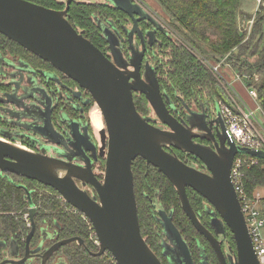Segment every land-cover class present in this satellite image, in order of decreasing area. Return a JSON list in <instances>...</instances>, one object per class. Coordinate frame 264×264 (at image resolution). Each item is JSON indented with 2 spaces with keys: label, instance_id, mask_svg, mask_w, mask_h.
<instances>
[{
  "label": "water",
  "instance_id": "95a60500",
  "mask_svg": "<svg viewBox=\"0 0 264 264\" xmlns=\"http://www.w3.org/2000/svg\"><path fill=\"white\" fill-rule=\"evenodd\" d=\"M72 1L67 0L66 9L59 11L28 0H0V34L51 64L91 95L102 112L106 126L100 131L99 155L93 148L86 151L79 148V140L74 137L75 123L63 118L60 129L51 123L49 108L43 105L50 100L47 90L39 87V83L37 85L31 79L33 71L24 67L12 74L14 91L7 94V97L15 108L10 109L9 114L13 116L19 109H25L27 99L35 97L34 93L31 94L32 88L37 87L36 92L42 94L45 100H39L41 107L35 108L44 113L45 119L34 117L41 123L34 129L41 136L36 142L58 154L56 157L34 153L0 139V172L37 181L58 192L65 202L83 214L93 226L100 244L96 256L110 253L117 264H163L143 237L139 221L133 163L139 157L143 158L148 165L164 174L176 188L184 212L199 234L209 242L220 264H260L231 180V170L237 155L264 159V151L236 146L229 140L227 129L220 128L215 119H210L205 112L196 113L187 106L189 127H186L183 121L172 114L171 109H175V104L162 92L155 67L146 63L143 75V58L134 55L133 50L135 57L129 63L133 67L131 71L127 65L122 64L119 50L112 46L105 35L115 59L110 60L70 23L68 13ZM106 1L132 20L133 28L128 32L130 44L133 43L135 33L145 37V33L139 29V23L144 20L153 26L147 33L150 40L157 33L171 35L154 15L134 0ZM20 90L23 96H18ZM135 93L146 97L156 120L167 130L152 125L150 117L138 112ZM222 102L236 113L228 99L223 98ZM221 108L218 103L217 109L221 111ZM196 139L212 141L214 150L195 143ZM43 140L50 146L42 145ZM67 143L76 153L87 157L84 160L85 166L64 156L66 153L63 149L68 150L69 147ZM168 147L193 155L209 173L181 161L167 151ZM98 157L105 159L103 181L93 171V160ZM88 187L94 190L93 194L88 191ZM188 188L200 194L213 208L212 225L216 235L201 223L193 210ZM30 205L33 206L32 203ZM161 216L164 218V233L183 252L187 264H192L187 244L174 226L171 216H167L164 211ZM33 218L34 214L31 215L32 221ZM225 227L232 232L236 244L235 250L229 247V253L223 249L224 240L217 237H225ZM34 231L35 227L28 243ZM73 242L83 243L80 238L59 242L45 253L43 264L57 249ZM163 247L167 255L166 244ZM28 258L29 251L18 264L25 263ZM9 263L14 262L7 260L2 264Z\"/></svg>",
  "mask_w": 264,
  "mask_h": 264
},
{
  "label": "trees",
  "instance_id": "16d2710c",
  "mask_svg": "<svg viewBox=\"0 0 264 264\" xmlns=\"http://www.w3.org/2000/svg\"><path fill=\"white\" fill-rule=\"evenodd\" d=\"M28 1L54 10H64L66 7L63 0ZM157 1L169 17L166 23L174 34H159L160 45L153 61L160 87L171 96L172 101L178 106L187 104L189 107H199L205 100H221L224 92L205 63L220 62L227 58L235 70L248 71L249 76L245 78L244 84L249 91H257V102L264 112V0L256 12L248 39L247 32L240 27V18L245 16L252 19L254 15L243 11L241 0ZM127 17L126 13L115 7L82 0L74 1L68 14L70 23L100 49L107 47L108 43L97 21L110 19L119 22ZM0 51L21 56L35 70H53L61 74L51 64L1 34ZM249 58H256V62L250 63ZM238 63L244 64L241 66ZM255 74L260 77V81L255 79ZM62 76L66 83H74ZM0 89L8 90L9 87L0 86ZM93 104L94 100L91 99L87 110ZM135 104L143 116L151 115V106L144 95H136ZM190 157L203 166L200 160ZM102 166L105 168L104 160ZM133 173L142 235L155 254L161 256L163 253V227L156 219L158 208H162L173 215L172 222L188 244L192 255L194 251L198 252L197 246H201L207 251L209 264H220L210 244L184 212L177 190L170 180L140 157L133 163ZM245 174V188L250 195L264 188V159H258V164ZM20 178L0 172V239L16 237L21 240L27 232L24 214L27 213L28 203L24 200L22 187L18 186ZM38 186L40 191L34 196L39 207L36 218L38 227L46 222H57L61 239L79 237L85 241V247L73 243L64 248L69 264H117L111 254L93 257L92 253L98 252L99 247L91 239L92 226L81 213L65 203L54 189ZM187 193L193 210L204 223V219L209 218L206 208L210 204L190 188ZM224 238L228 246L235 250L234 236L228 227H225Z\"/></svg>",
  "mask_w": 264,
  "mask_h": 264
},
{
  "label": "flooded vegetation",
  "instance_id": "af4514ba",
  "mask_svg": "<svg viewBox=\"0 0 264 264\" xmlns=\"http://www.w3.org/2000/svg\"><path fill=\"white\" fill-rule=\"evenodd\" d=\"M63 1L66 5L67 0H63ZM74 1H80V0H73L72 3ZM82 1L94 2L100 5L114 7L106 0H104L105 2H97L95 0H82ZM72 3L70 5V9H71ZM144 10L148 11L147 8H144ZM97 22L99 23V26L103 32V36L105 37L106 35L111 41L112 46L115 47V49L119 50L122 56L121 58L122 64L127 65V67L131 71H133V67L129 63L131 62V59L135 57L133 56V50L135 53L134 55H136L137 57L142 56L143 58V62H142V65H143L142 74L143 75H144V69H145L146 63H149L151 66L155 67V63L153 60L156 58V54L158 51L157 49L160 45L159 44V34L160 33H157L155 38L150 40V37L147 35V33L150 32L153 28L150 22L144 20L139 23V29L141 32L145 33V37H142L141 35L135 33L132 44H130L128 32L132 30L133 22L129 17H127L124 21L119 20V22L113 21L110 19L106 21L98 20ZM107 43H108L107 47H104L101 49L99 48V49L110 60L115 61L111 46L108 41ZM24 67L31 69L33 71L30 75L31 79L35 80L37 85L39 83L38 85L39 87L45 88L47 90V94L50 97V100L47 103L44 102L45 104L43 103V105H47L45 107L49 108L48 110L50 112L49 116H50L51 123L57 129L61 128L60 125H61L63 118L67 119L65 121H71L75 123L74 137L75 139L79 140V143H78L79 148L82 151H86L87 149L93 148L95 150V153L99 155V148L101 145L96 136V133H95L96 130L94 129V127L98 128L97 129L98 133H100L101 128L102 127L104 128V124L101 125V123H104V122H102L103 121L102 115L98 123L94 124V122L92 121L90 111H92L94 107L98 108V106H96L97 104L95 105V102H94L92 107L87 110L88 105L91 103V99H92L91 95L84 89H81L74 81H73L74 83L72 82L66 83V81L63 79L62 73L58 74L56 71H53V70L52 71L51 70L50 71L35 70L21 56L13 55L10 52L5 53L2 51H0V86H6V87L8 86L9 89L8 90L0 89V136L2 137L0 139L9 141L15 145H17V142H19L25 147H22L20 145H17V146H20L25 149L28 148L27 150L34 152V153H44L49 156L57 157V154H58L57 152H55L54 150L48 147L43 148L41 147L39 143L36 142V140L41 139V136L39 135V133L35 132L34 129L41 123H38V121H36L34 117H36V119L38 120L45 119L44 113H42V111L36 110L35 108L37 106L41 107V104H40L41 102L39 100H45L42 94L36 92L37 87H35V89L32 88L33 91H31V94L34 93L33 96L35 97H33L34 99H27L26 101L27 105H25V109L23 110L19 109V111H17V114L13 116L9 114V110L12 108H15L13 104H11L10 99L7 97V94H12L14 91V85L12 84V81H13L12 74L18 72L16 71L17 69H20V68L22 69ZM25 76L28 78L27 74H25ZM162 92L167 94L169 96V99L172 101L171 96L167 92L163 90ZM22 94L23 93L20 90L18 96H23ZM136 95L138 96L141 94L135 93L134 101H135ZM224 95H223V98H227L225 93ZM223 98L221 96V100L202 101L199 107H194V106L189 107L187 104H183V106H178L177 103L172 101L175 104V109H171V112L175 117L183 121L186 127H189V122L187 121L188 120L187 118L188 115H187V110H186V106H187L196 113L200 114L202 112H205L207 115H209L210 119L211 118L212 120L215 119L218 122V125L220 126V128L223 127L224 129L226 128V123L223 119V115L221 116V119L219 118L218 109H217L218 103L221 104V102L223 101ZM12 114H15V113H12ZM221 114H222V111H221ZM148 117L151 118L152 125L162 130H167V128L164 125H162L156 120V117H154V115L152 116V113ZM195 132H197V130H195ZM195 143L208 146L214 150V144L210 140L208 141L207 139H203V140L196 139ZM41 144L45 146L48 145V143L44 140L43 142H41ZM67 144L69 147H68V150L63 149L64 152L66 153L64 156L67 155L68 157L72 158L74 163L85 166L84 160H86L87 157L82 156L81 155L82 153H76V150L73 149L72 146L69 145V143ZM178 150L179 149H176L174 147L167 148V151L169 153L178 157L181 161L187 163L189 166L201 172L209 173L208 169L204 166V164L203 166H200L196 163V160L190 157V156L194 157L193 155L186 154L185 152L181 150H179L180 153H178ZM89 154L90 153H88V155ZM103 160L105 161V159L102 157H98V159L93 160V171L100 181H103L104 177L101 175L98 176V174L96 173V170H97V166L101 168V166L103 165ZM10 181L13 182V180H10ZM19 181H20L19 182L20 184L18 186L22 187V190L24 191V200L27 201L28 203L27 213L24 214V220L27 225V232L25 233L24 237L21 240L17 239L16 237H12L9 240L0 239V264H2L4 261H7V260L14 262V263H9V264H18L27 256V251H29V258L25 263H22V264H43V258L45 256V253L48 250H50L53 246H55L59 242L72 239V238H79V237L61 239L59 225L57 222H53V223L46 222L43 225H40L38 227L36 218L38 217V214H39V207L36 205L34 196L40 191V187L38 186V184L39 185H43V184L37 181L30 180L25 177H21ZM78 184L81 186L80 182H78ZM87 189L88 191L93 190L91 187H88ZM31 203L33 204V206L30 205ZM34 209L36 210V212L32 213L31 210H34ZM163 211L167 214V216H171L173 220V215L171 213H167L162 208H158L156 219L158 222L161 223L162 227H163L164 218L161 216V212ZM206 211L210 219L209 218L204 219L205 224L201 220L200 221L207 229H209L214 235H216V231L212 225V219L214 218L212 214L213 208L211 206H208L206 208ZM32 214H34L33 221L31 219ZM83 218L88 224H90V222L88 221V219L85 218L84 215H83ZM34 227H35L34 234L30 242L28 243L29 237ZM92 229H93V234H91V239L93 240L94 244L99 247V251H100V246H99L100 244L98 242L93 226H92ZM164 231L165 230L163 227V234L161 235V244H162V247L164 244H166L167 255H165L164 247H163V253H161V256H158L159 259L162 261L163 264H187V259L185 255L183 254V252L180 251L177 245L173 243L166 236ZM217 237L219 240H221L220 235ZM81 240L83 241L82 244H80L79 242H73V243H76L79 246L85 247V241L83 239ZM225 241L226 240H224V244H225ZM73 243H70V244H73ZM224 244H223V249H224ZM68 245L62 246L61 248L57 249L49 257L46 264H69L66 253L64 251V248H66ZM187 247L190 253L192 264H209L210 261L207 256V251L205 249H202L201 246H197L198 252L196 253V251L193 250L195 252L193 256L188 244H187ZM98 252H93L92 256L93 257H103L107 254H110V253H106L102 256H96Z\"/></svg>",
  "mask_w": 264,
  "mask_h": 264
},
{
  "label": "built area",
  "instance_id": "2783aa9c",
  "mask_svg": "<svg viewBox=\"0 0 264 264\" xmlns=\"http://www.w3.org/2000/svg\"><path fill=\"white\" fill-rule=\"evenodd\" d=\"M135 2L141 5L139 0H135ZM257 2L258 4H261L263 0H257ZM253 22L254 20H249L248 23H243L242 30L249 34L252 30ZM207 67L220 81L225 80L220 73V67L212 65L211 63H209ZM255 79L259 81L258 77ZM222 90L224 91V89ZM224 93L231 104H233V101L226 90ZM249 94L255 101H257V91L250 90ZM222 103L223 102H221V111L223 119L226 123L229 140L240 148L264 151V112L262 109L260 107L256 110L248 108L243 109L240 105L233 104L236 110L235 113ZM257 164L258 159L246 155H237L234 159L231 170V180L240 200L242 211L253 240L258 260L260 264H264V198L257 191L250 195L245 188V172ZM98 168L99 166H97V170ZM101 176H105V171L101 172Z\"/></svg>",
  "mask_w": 264,
  "mask_h": 264
},
{
  "label": "rangeland",
  "instance_id": "374dc122",
  "mask_svg": "<svg viewBox=\"0 0 264 264\" xmlns=\"http://www.w3.org/2000/svg\"><path fill=\"white\" fill-rule=\"evenodd\" d=\"M95 1H97V2H105L104 0H95ZM139 3L144 7V8H147V10L152 14V15H154L155 16V18H156V20H158V22H160L169 32H170V34H171V36H173L172 34H174L173 33V31L169 28V26L167 25V23H166V21L168 22V20H169V17L166 15V13L163 11V9L160 7V5H159V3H158V1L157 0H139ZM263 4V2L261 3V4H258V2H257V0H241V6H242V9H243V11L244 12H246V13H249V15H254L253 17H252V19H250V18H248V17H245V16H243V17H241L240 18V22H241V24H240V27H241V29H243L242 28V24L243 23H248V21L249 20H255V15H256V12L258 11V9L260 8V6ZM253 26H254V22H253ZM253 28V27H252ZM251 32H252V30H251ZM251 32L248 34V36H247V39H248V37L250 36V34H251ZM176 38V37H175ZM249 60V62L250 63H254V62H256V58H249L248 59ZM247 60V61H248ZM212 63V65H216V66H218V67H220V73H221V75L225 78V80L224 81H220L218 78H217V76L213 73V72H211L212 74H213V76L217 79V82H218V85L220 86L219 88H221V89H224V91L226 90L227 91V93L230 95V97H231V99H232V101H233V104L235 105V104H238V105H240L243 109H245L246 107H245V105H242L241 104V102H240V98H239V96H238V94H237V92H236V90L234 89V87H232V85L231 84H228L229 83V81H226V76H224V74H223V72L225 73V71L227 70L228 72H231L232 73V76H234L235 78H236V80L237 81H242L243 82V84L245 83V78H248V71H246V69H243V71H241V72H239V71H237V70H235L234 68H233V66H232V64L231 63H229V61H228V59L227 58H223L220 62H211ZM243 64L244 63H238V65H241V66H243ZM205 65H209V62H207V63H205ZM254 77L256 78V77H258L259 78V81H260V77L257 75V74H255L254 75ZM258 81V80H257ZM224 86V87H223ZM244 86L246 87V85L244 84ZM247 89V88H246ZM248 90V89H247ZM247 92V91H246ZM244 95V94H243ZM248 96V95H247ZM227 99V98H226ZM96 105V104H95ZM94 105V106H95ZM93 106V107H94ZM90 113H91V111H90ZM258 113H259V111H258ZM154 115V113L152 112V116ZM218 116H219V118L221 119V116H222V114H221V111H220V109H218ZM154 117H155V115H154ZM91 119V118H90ZM103 122V121H102ZM94 124H96V123H94ZM102 124H104V128L106 127L105 126V123H101V125ZM94 129L96 130H94L95 131V133H96V136H97V138H98V141H99V143H100V140H101V138H100V133H98V128H95L94 127ZM257 129H258V127H257ZM0 138H2L1 136H0ZM17 145H20V146H22V147H25L24 145H22L21 143H19V142H17ZM28 149V148H27ZM103 171H105V169H103V166H101V168H98V170L96 171V172H99V173H97L98 174V176L99 175H101V172H103ZM91 194H93L94 192H93V190H90L89 191ZM221 240H226V239H224L223 238V236L221 235ZM229 246H228V244H227V242L225 241V244H224V250H225V252H227V253H229V248H228Z\"/></svg>",
  "mask_w": 264,
  "mask_h": 264
},
{
  "label": "crops",
  "instance_id": "0c3cea01",
  "mask_svg": "<svg viewBox=\"0 0 264 264\" xmlns=\"http://www.w3.org/2000/svg\"><path fill=\"white\" fill-rule=\"evenodd\" d=\"M223 74H224V76L227 77L226 81H229L228 84H231L232 87H234V89L236 90V92L240 98L239 100H240L241 104L245 105L246 109L248 108V109L256 110L259 107V104L257 101H255L250 96L249 90L246 89L243 82L237 81L236 78L234 76H232V73L228 72L227 70L225 71V73L223 72ZM263 119H264V117H263ZM256 191L264 198V188L257 189ZM263 233H264V231H263Z\"/></svg>",
  "mask_w": 264,
  "mask_h": 264
},
{
  "label": "bare ground",
  "instance_id": "6f19581e",
  "mask_svg": "<svg viewBox=\"0 0 264 264\" xmlns=\"http://www.w3.org/2000/svg\"><path fill=\"white\" fill-rule=\"evenodd\" d=\"M96 106H98V105H96ZM100 111L101 110H100L99 106H98V108L94 107V109L91 111V118H92V121L94 123H98L99 122V120L101 118V115H102V112H100ZM102 118H103V115H102ZM103 129L104 128L102 127L101 130H103Z\"/></svg>",
  "mask_w": 264,
  "mask_h": 264
}]
</instances>
